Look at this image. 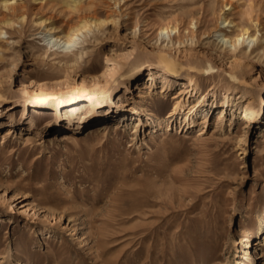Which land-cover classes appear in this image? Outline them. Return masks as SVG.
<instances>
[{"label":"rangeland","instance_id":"rangeland-1","mask_svg":"<svg viewBox=\"0 0 264 264\" xmlns=\"http://www.w3.org/2000/svg\"><path fill=\"white\" fill-rule=\"evenodd\" d=\"M89 1L94 3L91 13L112 12L116 17L115 23L108 21L98 34L99 41L87 42L93 49L88 55L93 63L81 62L63 74L50 75L52 69L37 56L46 40L38 37L42 27L35 20L50 18L65 27L77 18L74 14L68 19L57 11L62 0H16L26 14L25 22L3 35L9 43H2L1 50L0 90L6 91V100L0 104V119L4 118L0 132L10 112L21 121L25 107L26 118L22 126L18 121L15 124L20 136L9 138L0 150V217L4 219L0 222V264H248L254 255L264 264V234L252 246V236L247 242V236L261 227L264 215V58L247 56L239 66L226 49L206 43L213 37L201 35L194 46L185 45L179 53L169 51L180 57L182 67L164 70L154 59L148 67L163 69L159 76L144 67L135 78L130 77L133 91L128 95L133 98H127L124 81L129 76L123 72L154 51L153 22L178 14L180 3L188 9L201 3L208 7L213 0H123L114 10L106 0ZM228 1L231 8L227 11L234 16L239 18L238 10L258 16L259 35L264 33V0ZM205 13H201L207 15L204 21L210 17ZM246 19L247 15L237 20ZM135 23L141 33L132 32ZM189 50L216 56L219 65L213 74L197 77L196 89L183 84L192 73L188 69L191 60L185 55ZM235 75L238 80L233 79ZM137 80L146 88H136ZM106 86H110L107 110L93 121L106 120L111 125L106 135L69 144L51 136L65 128L81 133L90 130L92 116L85 112L90 100L81 92V105L65 112L60 106L64 113L56 126L44 129L45 137L37 140V147H24L21 135L31 118L55 120L52 101L40 103L35 94L62 90L77 97L82 88ZM139 90L145 97L136 95ZM178 91L182 94L174 97ZM202 92L206 98L197 103ZM226 93L232 102L225 104L227 113L217 126L215 119ZM156 98L165 101L161 112ZM120 100L130 107L116 109ZM175 101L180 108L168 120ZM11 104L14 107L7 110ZM134 105L157 111L160 118H151L146 111L139 118L131 108ZM249 106L260 121L253 118L245 140L238 143L235 136L242 130L241 117ZM205 115L207 122H203ZM115 121L123 123L117 131L112 127ZM133 121L140 122L134 135ZM99 127L103 126L91 129ZM202 127L205 132L197 136ZM23 193L27 195L23 203L35 211L20 206L16 197ZM18 245L23 248L20 253H16Z\"/></svg>","mask_w":264,"mask_h":264},{"label":"bare ground","instance_id":"bare-ground-1","mask_svg":"<svg viewBox=\"0 0 264 264\" xmlns=\"http://www.w3.org/2000/svg\"><path fill=\"white\" fill-rule=\"evenodd\" d=\"M62 1L63 5L59 6L57 8V11L60 14L66 16L68 19L72 18L74 14H76V20L68 22L66 26L63 27L55 25L53 21H50V18H40L37 20L34 19L36 23L42 27V29L39 31L42 36L38 37H42V40H46V43H43L44 45L40 47V52L37 53V56L39 57V60L41 62L46 63L52 69V71L49 73L50 75H54L55 72H61V74H63L66 72V69L70 66L82 65L80 64L81 62L92 61L93 63V58H90L88 56L89 54L93 53V49L89 48L87 42L90 41L91 38H93V41L98 40V34L104 32V26L108 23V21L113 23L116 22V17L112 12L106 14L105 16H98L97 14L91 13L90 9L94 6V3L89 0L87 3H83V0ZM106 1H108L109 3V8L111 10H114L115 8L121 6L120 4L123 0ZM220 2L221 3L218 5V0H213L212 3L208 5V7L202 5L201 3L200 7L198 8L188 7V9H184L187 4L185 5L184 3H180L179 7L181 8V11L179 10L180 12L178 11V14H174V16L170 18L158 19L157 21L153 22L152 25L154 27V35L152 42L155 48L154 51L152 53L150 52L144 55V61L138 66L134 67L133 69H130L127 72H123V74H126L127 77L129 76V78H126V80L124 81V88L126 89V92H124V94H126L125 96H128L127 98H133L132 96L128 95L129 92L133 91L132 85H130L129 83L131 79L130 77L134 76L135 78V76H137V74L141 72L144 67H147L148 71H150V74H152V76L154 77L159 76L160 71L163 69H168L172 71L176 70L178 67H182V65H180L178 61V58L180 57L170 54L169 51L171 49H177L179 53L181 51V48L185 45L194 46L195 43L199 41V37H202L201 35H204L203 38L213 37L212 40H207L206 43L208 45H212L214 48H219L220 50L226 49L229 54H231V61L238 62L239 66L243 64L242 60L247 56H252L253 58H256L258 60L264 58V33H260L259 35L260 23L258 21V16L256 18H252L250 12L238 10L236 13L239 15L238 18L227 11L231 8V6L229 5V1L226 2V0H221ZM20 8L21 7L18 5L16 0H0V11L2 12V15L0 17V60L3 58V53H1L2 43L4 44V42H8V39H3V35L13 33V30H16V24L19 23L20 25H22L25 22L26 14L25 12L21 11ZM85 11L88 13L85 14ZM204 12L210 15L208 19L206 18V21L203 20L204 15H201V13ZM246 15L248 17V20L246 19L247 22L237 20L241 19V17L243 20V17ZM206 16L207 15H205V17ZM202 23L205 25L203 28ZM262 28L264 29V26H262ZM132 32L135 34L141 33L140 27H138L137 23L133 25ZM184 50H186V48ZM185 55H187L189 60H191V64L188 66V69L192 72L188 75L187 79L183 80V84L186 88L196 89L198 86L197 77L200 78L203 76H209L215 71H217V69H215L218 65L215 59L216 56L206 54L200 55L197 52H193L192 50L186 51ZM154 59L159 63L160 67H162L163 69H153L148 67L150 65V62ZM41 73L42 71H40L39 75ZM46 74L48 73H45V75ZM233 79L238 80L237 75H235ZM55 82L58 81L55 80ZM136 82H138L136 88H140V90L142 89V87L146 88V85H140L138 80ZM56 84L60 83L58 82ZM109 89L110 86H106L104 88L93 87L88 90L82 88L77 97L73 93H64L62 92V90H46L41 93L35 94L34 97L38 98V101L40 103L52 101V104L56 110L55 120L53 123L49 119H45L41 122L40 120L37 121L31 118L29 120L28 128H23L24 130H26V133L24 132L21 135L24 147L28 149H33V147H37L36 145L40 142H37V140H39L41 137H45V134L43 133L45 128L55 127V122L60 120L67 108L81 105L82 102L81 99H79L80 97H82L81 92L84 93L83 95H88V99L90 100V106H88V108H86L85 110V112H88L92 116V124H90L88 127L90 128V130L86 129L83 131V133H81V131H78V129L68 130V128H65V131H61L58 135H55L56 133L53 132L51 136L54 137V139H56L57 141L69 144L77 143L79 140H81V138L84 137L99 136L101 134L102 136L106 135L105 133L108 132V129L111 127V125H109L106 120L97 123H93V121H95L99 117H102V112L107 110L105 106L107 104L108 95L110 94ZM229 89L230 87H227L226 92H228ZM140 90L136 93V95L139 94V96L145 97V93H139ZM4 92L6 91L2 89L0 90V104L2 103V100H6L5 96L3 95ZM181 94V91H178L177 94L174 95V97H177ZM77 98L78 100H75ZM205 98L206 94H203L202 92L197 97V103L203 102ZM134 102H139V100L134 99ZM230 102H232V98L229 96L228 93H226L223 101L224 105L221 106L220 113L216 116L215 119V123L217 126L222 123L227 113V108H225V104H227L228 106ZM40 103L37 104L39 106H42ZM154 103L159 107L158 112H161L163 110L162 104H164L165 101L161 98H156L154 100ZM115 105V108L119 109L120 111L124 109V106L128 105V107H130L129 104H127L124 100H120V102ZM60 106L64 107V112H61ZM194 106L195 105H193L192 108L189 110L191 111ZM13 107L14 105L12 104L7 105V110L12 109ZM131 108L138 114L139 118H141L140 116L143 115L144 111H146V114L151 116V118L155 117L157 120L160 118V115L157 114V111H147V109H141L137 107V105H134ZM179 108V101H175L172 105L171 110H169L167 113V119L169 120L173 118V116L178 112ZM251 109H253V106H249L247 110L244 111V114L241 117V119H244L242 121V130L235 136L236 138L238 137V140L236 141L238 143L240 141L245 140V137L247 136V131L252 126L251 120L254 118L260 121V116L258 115V113L255 112L254 115L253 112H250ZM73 111L76 112L77 109H74ZM20 115L21 121H18L17 116L13 115V112H10L9 122L2 123L3 125H5L6 128L0 132V150H2L3 147L8 143L9 138H11L12 136H20L19 134L21 132H19L15 128V124L21 122V126L23 125L22 123L26 118L25 107L21 110ZM123 115L125 114L123 113ZM257 116L258 118H256ZM23 117L25 118L23 119ZM204 118L205 119H203V122H207L208 119L206 115L204 116ZM3 120L4 118L0 119V121ZM97 125L103 126L102 129H100V127L97 129L98 131L91 129ZM120 125V122L115 121L112 125L114 131H117ZM139 126V121H133V129L131 134L134 135L139 129ZM204 132L205 130L202 127L197 130L196 134L197 136H200ZM115 133L117 134L118 132ZM261 136L263 137L264 134L262 133ZM131 137L133 138V136ZM38 156L39 155H37V157ZM1 182L2 180L0 179V185L2 184ZM26 196L27 195L23 193L16 197L18 202L21 203L20 206L24 207L25 210H27L28 208H30L31 210L34 209L33 206L30 207L29 205H25V203H23ZM10 205L11 203H8V206ZM3 220L4 219L0 217V222H2ZM260 224L261 227L256 232L247 236V242L250 240L251 236L253 238L251 239V246L252 244H256V239L261 238L264 234V215L260 217ZM22 249L23 248L18 245L16 253H20ZM257 258L258 255H254L248 264H259L257 262Z\"/></svg>","mask_w":264,"mask_h":264}]
</instances>
